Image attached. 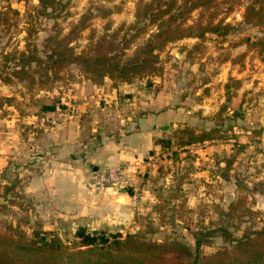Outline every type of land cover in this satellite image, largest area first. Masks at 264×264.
<instances>
[{
  "label": "rangeland",
  "instance_id": "obj_1",
  "mask_svg": "<svg viewBox=\"0 0 264 264\" xmlns=\"http://www.w3.org/2000/svg\"><path fill=\"white\" fill-rule=\"evenodd\" d=\"M148 1L61 0L65 7L49 16L46 12H51V6L44 11L40 0H0V77L10 74L17 64L16 59L5 57L25 50L28 21L36 23L38 33L32 40L41 56L45 39L57 30L60 37L69 38L76 53L87 51L103 36L116 44L135 36L124 49V58H131L154 32L153 26L140 32L143 22L136 24L138 5ZM215 1L213 21L230 24L228 34L208 32L168 43L156 50V66L161 71L135 77L130 84L105 78L95 85L75 64L63 68L46 87L0 80L1 228L12 226L27 236L40 228L70 244L80 227L52 215L50 205L57 201L59 186L51 181L47 188L40 181L52 162L74 156V143L64 147L71 134L66 125L74 115L82 114L80 142L95 148L102 137L112 136L115 112L123 117L130 113L133 96L145 100L180 87L182 94H194L192 108L189 95L182 97L185 107L193 111L163 130L156 148L136 172L131 176L120 173L125 181L122 190L131 192L137 211L130 221L118 224L117 231L105 232L158 243L176 240L193 254L198 237L202 242L198 260H202L232 248L223 230L239 239L264 229V26L243 22L245 6L253 0H239L231 9L227 0ZM197 13L191 12L187 25ZM105 82L111 87L132 84L134 91L112 100L108 89L105 99L109 102H105L104 96H98L104 93L101 86ZM84 102L87 105L82 109ZM44 106L55 109L43 111ZM205 134L212 140L185 145L191 136ZM79 148L75 158L84 151L83 146ZM227 161L231 166L226 170ZM106 168L88 169L92 188V175ZM33 180L39 183L34 192L29 190ZM45 190L53 193L45 195ZM141 191L148 195L140 196ZM230 204L234 208L229 209Z\"/></svg>",
  "mask_w": 264,
  "mask_h": 264
},
{
  "label": "trees",
  "instance_id": "obj_2",
  "mask_svg": "<svg viewBox=\"0 0 264 264\" xmlns=\"http://www.w3.org/2000/svg\"><path fill=\"white\" fill-rule=\"evenodd\" d=\"M44 5L51 6L52 16L57 9H63L66 4L61 0H40ZM215 0H149L138 5L135 18L136 24L143 22L140 32L147 26H153L152 32L145 43L137 47L131 58H124V49L129 47L131 40L122 44L106 41L101 37L95 45H90L87 51L76 53L70 46L68 37H60V32L48 36L44 42V56L39 55L34 38L38 29L35 22L28 21L27 42L25 50L6 56L5 59H16L14 69L10 74L0 77L4 84H10L13 79L26 81L30 87H46L56 78L59 72L68 65L75 64L82 68L88 79L95 85H101L105 78L130 84L135 77L141 78L161 71L156 66L160 50L171 42L189 38L193 35L203 37L205 33L228 34L232 29L230 24L220 20L213 21ZM239 0H227L229 9ZM197 10V18L187 25L191 12ZM14 14L19 15L17 10ZM182 21H177L178 18ZM243 22L254 26H264V0H253L245 6ZM57 26V23H55ZM254 46L255 43H249ZM16 56L17 58H15ZM38 76V77H36ZM54 106H44L43 111H53ZM212 140L209 134L191 136L185 145ZM231 166L227 161L226 170ZM241 189V184L237 183ZM131 194L130 191H128ZM234 208L233 204L229 209ZM223 234L233 246L198 260L201 247L200 238H195V254L190 248L179 241L153 242L136 235L119 233L111 234L105 231L88 232L80 227L74 234V240L64 243L51 232L40 228L34 229L30 235L18 231L15 227H0V264H264V229L253 230L239 239L230 238L228 231ZM193 257L192 262L184 261Z\"/></svg>",
  "mask_w": 264,
  "mask_h": 264
},
{
  "label": "crops",
  "instance_id": "obj_3",
  "mask_svg": "<svg viewBox=\"0 0 264 264\" xmlns=\"http://www.w3.org/2000/svg\"><path fill=\"white\" fill-rule=\"evenodd\" d=\"M101 87L104 93L98 96H104L105 102H109L105 99L108 89H111L110 95L113 94V96L109 95L112 100L118 98L121 93L129 95L134 91L132 84H119L117 87H111L110 82H105ZM97 90L102 91L100 88ZM182 90L180 87H175L170 93L163 91L145 100L133 96L129 104L132 107L130 113L123 117L115 112L112 118L114 125L111 129L113 130H110L112 136L102 137V141L95 148L80 142L83 128L80 117L83 115L80 113L74 115L73 121L66 125L67 132L71 134L64 146L66 148L70 143H74L72 146L74 156L52 162L50 169L40 179L42 185H46L47 188L51 181L59 186L57 201L50 205L52 215L62 216L68 223L72 222L79 227L93 231H117L118 224L134 218L137 201L133 200L128 191L122 190L124 183L111 186L99 194L90 185L88 169L92 168L94 171L100 166L113 167L117 168L121 174L128 176H131L133 171L136 172L141 165L140 162L156 148V139L161 137L164 128L172 123L176 125L182 121V118H187L184 115L193 111L185 107L186 103L182 101V97L189 95L188 103L192 108L194 94L188 92L182 94ZM83 105L82 109H85L87 103L84 102ZM66 137L62 139L63 142ZM79 146H83L84 151H81L80 156L75 158V151L77 149L80 151ZM46 177L49 178L48 181L45 180ZM38 185L39 183L33 180L29 190L34 192L33 187ZM129 185L134 189L132 183ZM43 192L45 195L53 193L46 190ZM141 192L142 197L148 195L146 191ZM45 195L42 193V198Z\"/></svg>",
  "mask_w": 264,
  "mask_h": 264
},
{
  "label": "built area",
  "instance_id": "obj_4",
  "mask_svg": "<svg viewBox=\"0 0 264 264\" xmlns=\"http://www.w3.org/2000/svg\"><path fill=\"white\" fill-rule=\"evenodd\" d=\"M124 182L118 169L113 167L98 171L92 175L93 188L99 193L104 192L111 186L121 185Z\"/></svg>",
  "mask_w": 264,
  "mask_h": 264
},
{
  "label": "water",
  "instance_id": "obj_5",
  "mask_svg": "<svg viewBox=\"0 0 264 264\" xmlns=\"http://www.w3.org/2000/svg\"><path fill=\"white\" fill-rule=\"evenodd\" d=\"M175 56L177 57V58H179L180 57V55L178 54V53H175ZM167 128H164V130H166Z\"/></svg>",
  "mask_w": 264,
  "mask_h": 264
}]
</instances>
